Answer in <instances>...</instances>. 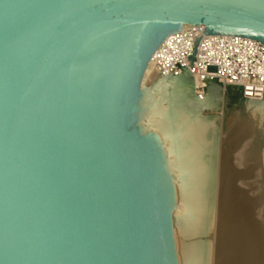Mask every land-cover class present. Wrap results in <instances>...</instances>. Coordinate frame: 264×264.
Returning <instances> with one entry per match:
<instances>
[{"label":"water","instance_id":"water-1","mask_svg":"<svg viewBox=\"0 0 264 264\" xmlns=\"http://www.w3.org/2000/svg\"><path fill=\"white\" fill-rule=\"evenodd\" d=\"M197 24L264 43V0H0V264H173L134 113L154 52Z\"/></svg>","mask_w":264,"mask_h":264},{"label":"bare ground","instance_id":"bare-ground-1","mask_svg":"<svg viewBox=\"0 0 264 264\" xmlns=\"http://www.w3.org/2000/svg\"><path fill=\"white\" fill-rule=\"evenodd\" d=\"M162 45L144 71L134 128L165 181L173 264H264V96L188 78L185 69L163 76L155 62ZM183 83L196 105L173 117L174 96L164 94Z\"/></svg>","mask_w":264,"mask_h":264},{"label":"built area","instance_id":"built-area-1","mask_svg":"<svg viewBox=\"0 0 264 264\" xmlns=\"http://www.w3.org/2000/svg\"><path fill=\"white\" fill-rule=\"evenodd\" d=\"M201 24L171 33L156 53L163 76L188 70L200 80L238 84L246 97L264 96V43L250 37L206 34Z\"/></svg>","mask_w":264,"mask_h":264},{"label":"rangeland","instance_id":"rangeland-1","mask_svg":"<svg viewBox=\"0 0 264 264\" xmlns=\"http://www.w3.org/2000/svg\"><path fill=\"white\" fill-rule=\"evenodd\" d=\"M176 88L177 89L175 90V93H178V94H173V95L164 94V96H170V97L174 96V98L173 97L171 98V103L172 104L170 103V111H171V114L173 115V117H174L175 114H177L175 110L178 111V109H180V108H187L188 110H191L192 106L196 105V103H194V102H192L191 105L189 104V101H191L192 97L188 96L187 93H189L188 92L189 90H188L187 86H185L184 83L182 85H179V86L177 85ZM249 102H251V101H249ZM249 102H244L243 104L236 105V109L240 110L241 107L242 108L246 107V105ZM252 102H254V101H252ZM172 105H173V108L171 109Z\"/></svg>","mask_w":264,"mask_h":264}]
</instances>
